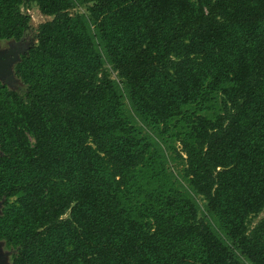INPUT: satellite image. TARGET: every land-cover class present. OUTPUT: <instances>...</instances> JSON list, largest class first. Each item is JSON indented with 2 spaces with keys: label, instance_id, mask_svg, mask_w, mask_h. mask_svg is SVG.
Listing matches in <instances>:
<instances>
[{
  "label": "trees",
  "instance_id": "16d2710c",
  "mask_svg": "<svg viewBox=\"0 0 264 264\" xmlns=\"http://www.w3.org/2000/svg\"><path fill=\"white\" fill-rule=\"evenodd\" d=\"M30 4L24 93L0 81L11 264H264V0H0V41Z\"/></svg>",
  "mask_w": 264,
  "mask_h": 264
},
{
  "label": "rangeland",
  "instance_id": "374dc122",
  "mask_svg": "<svg viewBox=\"0 0 264 264\" xmlns=\"http://www.w3.org/2000/svg\"><path fill=\"white\" fill-rule=\"evenodd\" d=\"M21 11L31 18V28L27 31L23 38L16 42L14 40H1L0 41V55H4L3 65H5L2 69L0 67V75L2 78L0 81H8L6 84L10 89H13L20 94L24 93V87L22 86L19 79L14 76L13 68L16 62L19 60V57L27 51V49L35 42V35L38 25L44 23L46 21L51 20V17L43 16L37 6L35 4H30L28 6L23 5L21 7ZM80 13H86V9L84 7L77 9ZM112 79L118 81L116 73L111 74ZM5 79V80H4ZM169 156L174 158V154L167 153ZM166 165L170 171L178 175L182 165L178 164V161L169 160ZM64 217H67L64 216ZM264 219V211L259 215L252 217L249 220V227H253L259 221ZM12 252L6 251L3 244L0 243V264H11ZM245 264H249L245 262Z\"/></svg>",
  "mask_w": 264,
  "mask_h": 264
},
{
  "label": "water",
  "instance_id": "95a60500",
  "mask_svg": "<svg viewBox=\"0 0 264 264\" xmlns=\"http://www.w3.org/2000/svg\"><path fill=\"white\" fill-rule=\"evenodd\" d=\"M4 57H5L4 55H0V67H2V69H4L3 67L5 66V65H3V58H4ZM1 79H3V78H2V75H0V80H1ZM4 80H5V79H4ZM7 82H8L7 80H6V81H2V83H4V84H8ZM1 205H2V204L0 203V207H1ZM1 244H2V243H1Z\"/></svg>",
  "mask_w": 264,
  "mask_h": 264
}]
</instances>
